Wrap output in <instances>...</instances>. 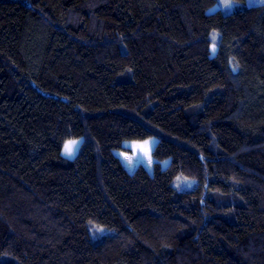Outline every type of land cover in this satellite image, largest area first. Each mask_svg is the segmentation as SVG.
Returning a JSON list of instances; mask_svg holds the SVG:
<instances>
[{
    "label": "trees",
    "instance_id": "trees-1",
    "mask_svg": "<svg viewBox=\"0 0 264 264\" xmlns=\"http://www.w3.org/2000/svg\"><path fill=\"white\" fill-rule=\"evenodd\" d=\"M0 264H264V4L0 0Z\"/></svg>",
    "mask_w": 264,
    "mask_h": 264
},
{
    "label": "rangeland",
    "instance_id": "rangeland-1",
    "mask_svg": "<svg viewBox=\"0 0 264 264\" xmlns=\"http://www.w3.org/2000/svg\"><path fill=\"white\" fill-rule=\"evenodd\" d=\"M230 7L224 6V0H219V5L224 13H232L244 7L252 6V5H259L256 0H244V1H236V0H229ZM215 39L219 38V34L215 33ZM197 185L196 179L188 178L184 175H178L174 180V187L177 191H189L195 188ZM115 233L114 230L109 229L107 227H102L98 225H91L90 226V234L93 242H100L103 237L108 235H113Z\"/></svg>",
    "mask_w": 264,
    "mask_h": 264
},
{
    "label": "snow or ice",
    "instance_id": "snow-or-ice-1",
    "mask_svg": "<svg viewBox=\"0 0 264 264\" xmlns=\"http://www.w3.org/2000/svg\"><path fill=\"white\" fill-rule=\"evenodd\" d=\"M256 2L260 4H264V0H256ZM224 6L230 7L229 0H224ZM212 40H213L212 51L215 52V36H213ZM79 144L80 141L77 140H69L67 143H65L63 149L65 156L72 157L75 154L76 150L78 149ZM151 145H152L151 141L145 140L143 143L133 144L132 147L134 149H138L140 154L147 157L149 162H151V155H150ZM125 159L129 163H131L133 157L125 156Z\"/></svg>",
    "mask_w": 264,
    "mask_h": 264
}]
</instances>
